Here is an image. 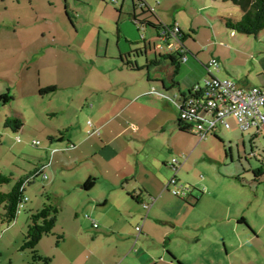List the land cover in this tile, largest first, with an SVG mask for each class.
I'll return each instance as SVG.
<instances>
[{
    "label": "crops",
    "instance_id": "obj_1",
    "mask_svg": "<svg viewBox=\"0 0 264 264\" xmlns=\"http://www.w3.org/2000/svg\"><path fill=\"white\" fill-rule=\"evenodd\" d=\"M162 1L156 15L165 24V5L170 0ZM197 2L203 4L197 12L215 10L222 26L214 25L205 39H193L199 45L185 47V62L172 63L169 57L177 59L175 51H167L173 70L168 68L166 77L152 76L148 63L133 61L132 46L144 50L136 57L146 58V62L152 45L153 49L156 46L144 37L142 49L140 38L131 30L134 35H126L125 42L119 36L113 50L112 39L106 40L104 52L97 42L94 56H103L105 61L91 67L81 80H69L75 89L60 109L74 108L79 120L66 125L64 136L49 133L50 145L45 148L52 154L50 163L36 167L45 166V173L51 168L70 184L76 234L70 253L64 256L67 264H264V176L256 178L255 172L262 166H255L251 160L264 162L256 147L264 128L242 132L231 120V128L219 124L211 134L212 141L224 144L218 132L222 130L223 139L229 142L230 166L236 145L240 164L246 160L242 171L229 168L224 160L220 165L218 160L210 161L218 165L194 160L191 166L189 156L179 160L177 170L171 162L189 150L187 132L179 128L178 103L195 83L208 76L209 62L218 60L216 74L234 81L239 88L264 86V31L257 38L228 31L223 19L240 20L241 15L233 16L235 12L223 8L220 1L188 0L186 4L193 7ZM171 20L174 26L190 32L196 21L174 13ZM168 38L163 36L165 42ZM122 56L134 65H124ZM163 58L157 61L155 57V65ZM56 87L59 91V85ZM53 115H58L57 111ZM54 137L57 140L51 139ZM199 140L198 144L191 143L197 146L211 141L209 136ZM59 153L63 156L56 159ZM206 159L210 160L206 156L203 161ZM180 174L185 187L190 188L183 199L174 197L167 188L174 176L182 183ZM90 178H95L96 184L86 191L83 185ZM148 202L152 206L147 212L143 204ZM78 211L89 215L86 224L77 219Z\"/></svg>",
    "mask_w": 264,
    "mask_h": 264
},
{
    "label": "rangeland",
    "instance_id": "obj_2",
    "mask_svg": "<svg viewBox=\"0 0 264 264\" xmlns=\"http://www.w3.org/2000/svg\"><path fill=\"white\" fill-rule=\"evenodd\" d=\"M112 1L0 0V174L11 178L9 183L0 184V192L8 193L19 179L31 178V183L25 191V196L29 201L18 214L16 221L10 225H1L0 264H35L31 252L22 251L21 248L28 232L29 222H31V214L39 212L49 202L59 210L58 223L54 236L44 237L37 250L42 256L51 257L53 264H67L64 256L70 253L71 240L74 239V233L76 234L73 229L76 218L73 210L74 198L69 195L70 184L65 181L64 176L52 173L51 168L46 170V180L43 176L33 179L31 174L35 172L36 167L39 168V165L44 162L46 164L52 156L45 148L50 145L49 133L55 132L57 136H60L59 130L62 133L70 121L73 124L79 120V113L76 114L74 108H69V106L60 108L63 100L67 99L71 91L75 89L69 86V80L71 78L74 81L81 80L91 67L100 66L105 61L103 56L101 58L94 56L97 42L100 52H104L102 50L106 40L112 39L110 50H113L119 36L124 41L126 35H134L131 31L134 30L140 38L142 49L144 37L147 42L154 41L156 48L151 49L149 60L146 62V58L136 57L138 51L134 48L135 45L132 46L133 61L138 59L140 64L148 63L152 76L163 74L166 77L167 69L173 70L167 57V51H175V55L178 51L184 53L185 47L195 48L199 45V43L198 45L193 43L197 39L207 38L209 32L212 33L214 25L222 26L220 17H215L219 15L215 10L211 13L207 9L197 12L203 4L197 2L191 7L190 3L186 4L188 0H170L167 4L165 2L168 9L163 15L166 26H174L171 20L173 13L184 20L196 19V21L191 32L187 28L182 30V34L186 35L184 42L170 36L167 43L163 40V36H160L161 33L157 36L152 28L148 27L143 30L138 23L134 22L133 13L139 16L140 21H145L150 14L142 15L140 9L134 11L132 0H116L117 3ZM145 1L152 7L155 14L159 10L158 5L163 7L164 3L162 0ZM218 4L223 8L232 9L235 12L233 16L240 17L241 15L242 17L241 9L231 2L220 1ZM160 56L164 58L161 59V64L156 66L155 57L159 61ZM145 74H147L146 70ZM152 83H155L154 79ZM49 84L59 85V91L41 96L39 91L49 87ZM56 107L58 110H55ZM53 111H57L58 115H53ZM15 119L22 120L23 130L14 132L11 128L5 127V122ZM67 132L65 129L64 133ZM218 132L224 144L216 140L212 141L214 137L210 134V142L204 141L197 146L191 141H196L198 144L200 138L192 132H187L189 150L184 151L183 154L190 156L188 158L190 165L194 160L202 164H213L210 161L217 160L219 163L220 160H224L229 168L242 171L246 160L242 162V165L240 164L236 145H234L235 159L230 166L229 142L223 139V132L220 128ZM251 132L255 133L253 130ZM239 135L241 136V133ZM36 141L41 146L36 145ZM57 144L64 145L58 142ZM257 144L260 157L264 158L263 135L258 138ZM60 156H63V153H59L56 159ZM206 156L210 160L203 161ZM251 160L252 164L261 167V162L256 163V158H251ZM181 174L179 178L181 184L184 185L185 180H182ZM78 215L77 219L85 221L86 224L89 217L86 211H78ZM59 236H63L64 239L57 245ZM83 256L85 253H82L80 257Z\"/></svg>",
    "mask_w": 264,
    "mask_h": 264
},
{
    "label": "trees",
    "instance_id": "obj_3",
    "mask_svg": "<svg viewBox=\"0 0 264 264\" xmlns=\"http://www.w3.org/2000/svg\"><path fill=\"white\" fill-rule=\"evenodd\" d=\"M212 1H223V2H231L234 6H237L241 9L242 18L234 19V18H224L223 22L225 24L226 30L232 31L235 33H239L240 35H247L252 37H259L261 32L264 31V0H212ZM134 11L141 10L142 15L150 14V17L147 18L145 21H140L138 18L139 16L136 15V13H133V20L135 23H138L140 25V28L143 30L145 28H152L156 31L157 36H165L170 37L171 32H173V28L176 26H166L163 24L157 17V15L154 13V10L152 7L145 1V0H132ZM67 16L71 19V16L66 12ZM72 22V21H71ZM179 27V26H178ZM180 32L177 33L176 38L184 42V35L182 34V30L179 27ZM172 37V36H171ZM168 43V40H167ZM153 49V45H152ZM139 55H142L144 50H137ZM177 59L170 56V60L172 63L179 62L184 59L182 53L176 54ZM127 57L122 56L121 61L124 65L131 67L133 64L126 61ZM188 60V58H187ZM136 68V67H135ZM145 67L144 69H146ZM139 71H141L139 69ZM207 72H208V65H207ZM209 76V75H208ZM207 76V77H208ZM206 77V78H207ZM204 80V79H203ZM202 80V81H203ZM201 82L195 83L189 94H185L179 103H182L183 99H185L187 96L191 97L192 89L196 84H201ZM55 91H58V88L56 86H49L47 88H44L39 91L41 96L44 95H50L54 93ZM178 103V104H179ZM21 119H15V120H8L5 122L6 128H11L14 132H18L19 130H23L24 125L22 124ZM179 128L181 131L184 132H191L183 124V122L179 119ZM60 136H64V133H60ZM52 140H57L55 137L51 138ZM36 145H40L38 141L35 142ZM50 161H48L45 166L49 165ZM262 163V168L258 169L255 172V176L257 179H260L264 176V162ZM45 166H42V168L35 170V172L31 175H33L34 178H38L39 176H46L45 174ZM47 177V176H46ZM45 180L47 178H44ZM256 179V180H257ZM11 180L10 177H4V175L0 174V184L4 183L7 184ZM31 183V178L28 177L25 180H18L15 186L11 189L10 192L4 193L0 192V229L1 225H10L13 221H16L18 214L21 212V210L24 208V205L27 202H24L25 198H28L25 196V191L27 189V186ZM96 184L95 178H90L87 182L84 183V188L86 191H89L94 188ZM170 191V188H169ZM171 192V191H170ZM145 204H151V202L145 203ZM143 204V206L145 205ZM22 205V208L20 206ZM145 208V207H144ZM145 210V209H144ZM147 211V210H145ZM149 211V210H148ZM147 211V212H148ZM58 215L59 210L56 206L53 205V203H47L39 212H35L31 214L29 225H28V232L26 235V238L24 239L23 246L21 248L22 251H30L31 256L33 259V262L35 264H53V259L51 257L42 256L40 252L37 250V247L40 243V241L49 235L54 236V230L56 228V224L58 223ZM244 220H242L243 222ZM141 233V232H140ZM63 236H59L57 239V245H59L60 241L63 240Z\"/></svg>",
    "mask_w": 264,
    "mask_h": 264
},
{
    "label": "built area",
    "instance_id": "obj_4",
    "mask_svg": "<svg viewBox=\"0 0 264 264\" xmlns=\"http://www.w3.org/2000/svg\"><path fill=\"white\" fill-rule=\"evenodd\" d=\"M117 3L116 0L112 1ZM180 32L178 26L173 28L171 36L176 38ZM187 57H184V62ZM220 69V63L214 59L208 64V77L204 78L201 84H196L192 89L191 97L183 99L178 104L179 119L189 131L196 134L201 140L213 133L220 124L225 129L231 128V120H235L239 130L247 132L251 129L260 130L264 128V86L251 87L249 89L239 88L231 80L221 79L216 73ZM187 160L185 154L178 155L171 162L173 168L179 160ZM44 178H47L44 176ZM171 188V194L175 197L185 198L190 188L182 185L176 176L167 184ZM29 199L25 198L24 202ZM145 210L151 209V204L144 205ZM22 208V205L20 206ZM97 227V224H94ZM136 231L141 232V227Z\"/></svg>",
    "mask_w": 264,
    "mask_h": 264
}]
</instances>
